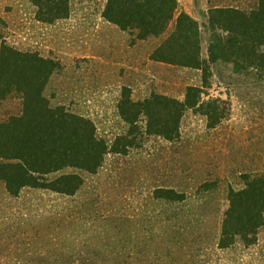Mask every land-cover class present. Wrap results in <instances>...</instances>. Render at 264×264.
<instances>
[{"label":"rangeland","instance_id":"rangeland-1","mask_svg":"<svg viewBox=\"0 0 264 264\" xmlns=\"http://www.w3.org/2000/svg\"><path fill=\"white\" fill-rule=\"evenodd\" d=\"M176 2L166 32L139 40L102 17L106 0H69L67 16L52 23L38 20L31 0H0V50L53 60L44 98L89 119L109 146L131 138L118 110L123 93L135 102L154 94L183 101L197 87L221 116L211 126L188 109L177 138L142 135L128 152L107 153L71 195L31 187L12 195L0 182V264H264V225L250 246L218 245L229 191L243 187L244 175L264 173V76L230 63L204 70L152 58L185 13L208 59L210 10L248 11L258 0ZM21 110L18 97L0 99V121ZM64 172L73 171L50 178Z\"/></svg>","mask_w":264,"mask_h":264},{"label":"trees","instance_id":"trees-1","mask_svg":"<svg viewBox=\"0 0 264 264\" xmlns=\"http://www.w3.org/2000/svg\"><path fill=\"white\" fill-rule=\"evenodd\" d=\"M31 2L38 20L46 23L65 18L69 12V0ZM176 8V0H106L102 17L144 40L165 33ZM207 28L208 59L201 57L199 26L185 13L176 17L173 31L153 51L152 58L204 70L207 62L230 63L236 72L254 70L264 76V0L248 11L216 7L208 14ZM56 67L51 59L2 44L0 99L16 96L22 104L20 114L0 121V182L12 195L25 187L74 194L84 183L81 173H95L107 153L128 152L139 146L142 135L177 138L180 120L188 109L206 115L211 126L221 119L216 105L202 102L197 87H188L183 101L154 94L135 102L123 93L118 110L131 138L118 139L109 146L97 136L89 119L63 106H51L44 98V86ZM68 169L73 172L50 178ZM243 180L242 188L231 189L227 195L218 242L222 249L236 242L254 244L264 225V173L247 174Z\"/></svg>","mask_w":264,"mask_h":264}]
</instances>
